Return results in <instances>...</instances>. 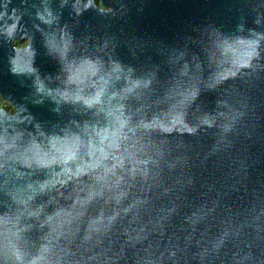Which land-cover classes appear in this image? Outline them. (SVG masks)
I'll return each instance as SVG.
<instances>
[{
	"label": "water",
	"instance_id": "obj_1",
	"mask_svg": "<svg viewBox=\"0 0 264 264\" xmlns=\"http://www.w3.org/2000/svg\"><path fill=\"white\" fill-rule=\"evenodd\" d=\"M0 92V264H264V0H0Z\"/></svg>",
	"mask_w": 264,
	"mask_h": 264
},
{
	"label": "flooded vegetation",
	"instance_id": "obj_2",
	"mask_svg": "<svg viewBox=\"0 0 264 264\" xmlns=\"http://www.w3.org/2000/svg\"><path fill=\"white\" fill-rule=\"evenodd\" d=\"M65 17H66V15H65ZM63 32L65 31V28H63V30H62ZM30 39H26L25 41H14L13 42V45H15L16 47L15 48H17V49H24V48H26V47H28L29 46V44H30ZM4 100V101H6V103L8 104V105H11V107H10V109H7V110H9L11 113H13L14 111H15V109H14V107L12 106L13 104H12V102H10L8 99H6V98H4L2 95H1V92H0V102H1V100ZM1 108V107H0Z\"/></svg>",
	"mask_w": 264,
	"mask_h": 264
},
{
	"label": "rangeland",
	"instance_id": "obj_3",
	"mask_svg": "<svg viewBox=\"0 0 264 264\" xmlns=\"http://www.w3.org/2000/svg\"><path fill=\"white\" fill-rule=\"evenodd\" d=\"M0 107L10 109L11 105H8L3 99L0 102Z\"/></svg>",
	"mask_w": 264,
	"mask_h": 264
}]
</instances>
